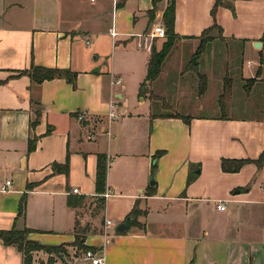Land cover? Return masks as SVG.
<instances>
[{
  "label": "crops",
  "instance_id": "0c3cea01",
  "mask_svg": "<svg viewBox=\"0 0 264 264\" xmlns=\"http://www.w3.org/2000/svg\"><path fill=\"white\" fill-rule=\"evenodd\" d=\"M168 1L157 0L153 19L162 20ZM228 1L234 4L235 14L226 7L218 8L217 22L223 32L215 40L225 45L237 43L241 54L250 56L263 46L264 27L260 28V22L264 0ZM152 4L153 0H0V183L12 181L10 190L0 193V229L28 227L32 230L29 239L43 245H63L66 263L58 258L55 264H91L73 250L76 219L86 230L84 244L102 254L103 264H254L236 251L244 238L225 235L231 231L230 226H223L224 237L210 236L208 230L201 234L195 217L202 216L208 187L217 210L216 200L225 201L224 210L219 211H226V222L237 211L247 210L246 217L255 214V230L262 231L254 206L264 202L260 193V189L264 192V165L258 168L247 163L239 171L224 172L220 160L257 158L264 150V119L245 120L226 112L218 115L217 111L208 115L178 112L190 118L188 124L182 117L151 119L147 102H143L146 112L132 115L122 107L125 102L120 105L118 101L123 98L122 87L117 86L121 79L118 77L120 82L116 83L112 68L97 67L98 56L91 58L106 37L113 49L121 43L126 46L144 41L152 25L147 13ZM177 4H192L193 8L186 17L178 9L175 12L174 29L181 37L198 36L211 24L214 0H177ZM84 35L92 39V46L85 45ZM181 40L192 41L196 47L199 42L198 38ZM255 42H260V47L254 46ZM147 53L146 65L150 50ZM32 64L75 71V87L63 78L31 83L27 74L19 72ZM259 66L260 73L256 74ZM209 68L202 72L208 83L212 76L213 81L222 83L233 69L228 65L219 68L215 63ZM246 68L247 73L242 62L236 68L240 81L255 78L249 93L255 90L259 94L261 89L264 94V64L249 62ZM111 109L116 110L115 119H119L114 130L110 126L115 120L108 115ZM36 110L41 116L31 126ZM78 114L83 115L81 120ZM164 121L174 123L179 143L171 148L173 151L167 144L159 148L164 153L158 159L156 193L150 197L146 194L152 186L148 182L151 144L155 142L151 139L152 127ZM159 134L164 143H169L164 130L156 132L155 137ZM33 137L35 149L28 152V140ZM99 154L107 156L105 188L111 193L106 198L95 192ZM55 163H66L68 170H55ZM189 174H196V178L187 185ZM200 181L209 186L198 188ZM23 193L27 195L25 214L15 221ZM101 197L104 206L97 208L90 220L86 213H78L82 199L94 200L97 207ZM70 198L80 199V205L69 206ZM135 203L146 214L137 218L139 224L116 233V225ZM106 216L117 218L118 223L105 227ZM99 217L97 226L94 222ZM153 223L174 230H155ZM149 225L152 229H147ZM238 226L235 224V229ZM256 240L264 247L262 236ZM47 257V253L35 251L32 264H44ZM0 264H23L22 254L15 246L0 241Z\"/></svg>",
  "mask_w": 264,
  "mask_h": 264
},
{
  "label": "rangeland",
  "instance_id": "374dc122",
  "mask_svg": "<svg viewBox=\"0 0 264 264\" xmlns=\"http://www.w3.org/2000/svg\"><path fill=\"white\" fill-rule=\"evenodd\" d=\"M82 2L87 3L89 2V0H82ZM162 5L164 4H159V6ZM232 5L234 9V4ZM177 9L184 17L188 16L193 10L192 4H177V0H175V12L177 11ZM228 9L232 12L233 15L235 14V11H232L230 8ZM198 12L199 10H196L197 15ZM216 16L217 11L215 13L214 19L211 16L212 22L206 28L210 27L214 22L218 24ZM151 22V27L154 24H161L164 27L162 20L152 19ZM260 24V28L261 26L264 27V11ZM147 32H149V30H147L145 33ZM210 34L216 37L217 34H219V31L217 29H213ZM82 38L84 41L86 39L89 40V44H86L84 42L86 46H92L93 41L89 36L84 35L82 36ZM106 38L107 39L102 42L100 46L98 45V53L93 52L91 54V58H93V55L98 56L96 62L97 67H108V70H111L112 68L115 76L114 79H118V77L121 79L120 85L117 86L122 87L121 92L123 94V98L118 99V101L121 103L120 105L125 102V105H122V107L124 106V108L128 110V113L135 115L138 113L146 112L147 105L143 102H147L149 106L152 107L153 112L161 115L172 114L173 112H180L191 115H208L210 113H213L214 111H217L218 115L226 112L234 116L243 117L245 120H252L255 117L264 119V94L262 90L258 89L259 94H255V90L250 93L247 92L245 87L246 85H249V83H246L243 79L240 81L239 74L236 69L241 62L244 64L245 73H247L246 67L249 62H252L254 64L260 63V65L264 64L263 46L259 49H255L254 52L249 56L241 54L239 48L237 47V43L231 44L230 42H228L229 45H225L224 41L214 39L215 41L212 40L207 45L206 49L203 51L199 58L201 62V71H199L197 67L194 69L193 64L190 63L196 46H194L192 41H182L181 39H177L170 53L166 57L160 76L151 85L152 93H143V95L138 96L139 84L144 80V77L146 75L145 61L146 57H148V53L145 45L148 42V38L144 39V45L141 48L135 47L136 42H132L126 46L121 43L119 44V47L115 49L112 48L110 40H108L109 38ZM165 39L166 34L162 37H156L152 40V44H154L156 50L160 49ZM228 43L226 42V44ZM261 59L262 62H260ZM214 63L219 68L226 67L227 65L233 68L230 73H226V82L222 81L221 83L220 81L219 83V81L217 80L213 81V76L211 77V75L209 74L211 77V82L208 83L207 75L201 73L204 70H210L209 67H211V65H213ZM180 69L182 71L179 73ZM191 69H194V71L197 70V74ZM198 74H203L204 76H206L207 85L209 84L204 93L201 95L198 94V86L200 83L199 77L197 76ZM223 83L228 86V91L225 95H222V92L224 90ZM180 91L181 93L179 94ZM221 95L222 98H220ZM220 104H223L222 110L219 107ZM118 109H120V107L116 108V110ZM127 114H125V116H127ZM116 115L118 114L116 113ZM114 120V123L110 126L112 130L116 128L115 124H118L119 122V119L114 118ZM159 124L160 125L158 126L157 124H153L152 127L151 139L155 140V142L151 144L152 158L158 151L161 152V155L164 153L162 149H159L162 148V145L167 144L168 150L173 151L171 150V148L176 147L179 143V132L176 130L174 123L164 121L163 123ZM105 125H107V122H105ZM187 127L188 126L186 125L185 130L187 129ZM160 130H164L168 134L169 143H164V138L160 134L159 136L155 137L156 132ZM117 140L115 141V143L119 142V139ZM125 143L128 144L129 142ZM104 149L107 153L108 148L105 145ZM160 156H157L158 158L156 161V170L159 166L158 159ZM156 170H154V172H151L150 178L148 180L149 183L151 179H155ZM205 186L209 185L200 181V185L198 186V188L200 187L203 189ZM148 188H153L154 191L152 193H148L146 191V195L150 197L152 195H155L156 185L154 184L152 186H148ZM185 193L186 192L183 191V194ZM260 193L263 194L261 200L263 201L264 192H262V189H260ZM204 197L205 199H207V201L205 202L202 216L201 214H198L200 216H198L197 218L195 217L199 233L202 234L203 230H208L210 232V236L224 237V231L222 229L226 224L227 226H230L232 228L231 231L227 230V234L225 233L227 237L244 238L242 243L238 246L240 247V249L236 248L238 255H243L244 258H246L250 262L253 261L254 264H264V247L261 241L256 240L260 236L264 238V202H258L254 206V213L257 212V218H260L262 223V231L259 232L256 231L253 227L254 225H256L255 214H253V216L246 217L247 210L246 212L242 213L237 211L236 215L233 216L231 220L228 219L229 221L227 220L226 222V211H219L216 209L214 202L211 201V199H213V194L210 191V188H206ZM219 200L224 201L223 199H218L216 201ZM81 203L82 206L78 208V213H86L87 218L90 220V216H94L95 212L98 211L97 207H95L94 205V200L91 201L89 198H85L84 200L82 199ZM152 204L154 203H151V205ZM111 208L112 207L110 206V210ZM167 216L170 217V215L168 214ZM105 219H109L110 221L113 219V222H111L113 227L118 223L116 222L117 218L114 219L111 216H106ZM100 221L101 217L96 219V222L94 223L97 226H100ZM237 223L239 226L238 229H235V224ZM151 226L155 230L159 231H172V229L174 230V227L168 225L163 226L153 223L151 224ZM151 226H147V229H152ZM97 228L95 227V229ZM175 230H179V228H176ZM73 250L75 251V253H79V256L82 254V252H79L78 249H76V247L74 246Z\"/></svg>",
  "mask_w": 264,
  "mask_h": 264
},
{
  "label": "trees",
  "instance_id": "16d2710c",
  "mask_svg": "<svg viewBox=\"0 0 264 264\" xmlns=\"http://www.w3.org/2000/svg\"><path fill=\"white\" fill-rule=\"evenodd\" d=\"M156 2L157 0H153L152 8L147 11L149 15V21H151L154 17L155 9H156ZM219 7H227L230 8L232 11L233 5L232 2L228 0H214V4L210 10V14L212 18H215V13ZM162 21L164 24V30L166 34V39L163 41L160 49L156 50L154 47V44L151 45L150 49V56L147 61L146 65V75L144 77V80L139 84L138 88V96L143 95V93H152L151 92V85L154 81L157 80V78L160 76L164 62L166 60V57L170 53L172 47L175 44V41L177 39L182 38H198L199 42L198 45L193 52L192 58L190 60V63L193 64L194 69L197 67L200 70V56L203 53V51L206 49L207 45L214 40L216 37L210 32L213 29H217L219 31L218 35H221L222 28L214 22L210 27L205 28L202 30L201 34L198 36H180L176 34L174 29V22H175V0H169L166 8L163 10L162 14ZM261 41H263V47H264V33L261 36ZM262 62V59L260 60ZM194 69H191L194 71ZM261 67H258L257 73H260ZM197 71V70H196ZM196 71H194L196 73ZM202 73V72H201ZM19 74H27L31 80V83L33 84H40L44 80H50L53 78H63L65 79L69 84H71L72 87H75V81L77 77V73L75 71H72L68 68H53V67H45V66H39V65H31L29 69L22 70L19 72ZM197 74V73H196ZM200 83L198 86V94L201 95L204 93V91L207 88V81L206 76L203 74H198ZM226 78V77H225ZM224 78L223 82L226 80ZM230 81V80H229ZM246 83H249V85H246V91L249 92L251 90L252 84L255 81V78H248L244 80ZM226 82V81H225ZM224 90L222 92V95H225L228 91V86H226L223 83ZM222 95L220 98H222ZM157 98V97H155ZM34 102V101H33ZM38 103V102H35ZM219 107L223 108V104H220ZM41 116V111L36 110L35 111V117L33 120H31V126H35L39 122V118ZM155 117H182L185 123L190 122V118L187 116H183L179 114L178 112L172 113V114H157L152 111V107L150 106V118L153 119ZM49 130H47L48 132ZM36 144V138L33 137L32 139L28 140V148L27 151L30 152L35 149ZM157 156L161 155V152L158 151L156 153ZM153 156V160L151 163V172L156 170V161L157 156ZM247 163H254L258 168L262 167L264 165V150L258 155L257 158L251 159V158H235V159H226L221 158L220 160V166L222 171L224 172H236L239 171V169L244 166ZM107 156L105 154H99L97 156V165H96V175H95V192L96 194H102L105 191V181H106V172H107ZM53 167L55 170H68V165L65 163L63 166H60L59 164H53ZM196 178V174H189L187 176L186 184H190L194 179ZM30 187V186H29ZM151 190L148 193H152L154 191L153 188H150ZM26 202H27V195L26 193H23L22 196L19 199L18 208H17V214L14 218L16 221L18 217H23L26 210ZM67 204L71 207H76L77 205H80V199H74L71 198L67 200ZM98 209H102L104 206V198H98V202L96 204ZM146 210H141L138 207V203H135L132 210L129 212L127 216H133L134 219L131 221V225L139 224L137 218L140 215H145ZM14 221V223H15ZM32 230L28 227H23L22 229H17L13 225L10 229L2 230L0 229V241L4 245H13L15 246L18 251L22 254L23 257V264H32L33 260V253L35 251H43L48 254V257L46 259V262L44 264H55V260L59 258V255H64L65 250L63 245H43L40 244L37 241L31 240L28 238V234ZM85 227L81 226L79 221L75 220V226H74V236L75 239L72 242V246L76 247L78 251L84 252L87 249H93L90 246H86L84 244L85 241ZM118 233V232H116ZM120 234V233H118ZM75 255H79V253H75Z\"/></svg>",
  "mask_w": 264,
  "mask_h": 264
},
{
  "label": "built area",
  "instance_id": "2783aa9c",
  "mask_svg": "<svg viewBox=\"0 0 264 264\" xmlns=\"http://www.w3.org/2000/svg\"><path fill=\"white\" fill-rule=\"evenodd\" d=\"M111 35L112 36H115L116 35V32L111 30L110 31ZM165 35V30H164V27L163 25L159 24H154L150 29H149V32H147L145 34V37L148 38V42L146 43L145 47H146V50H150L151 49V45H152V40L156 37H162ZM89 43V40L86 39V44ZM144 45V42L143 41H139L136 46L137 47H143ZM120 80L117 79L116 80V83H119ZM108 115H109V118L110 119H114L117 117L116 113L114 110H109L108 112ZM78 119L81 120L83 118V115L82 114H78ZM11 185H12V181L10 179H5L3 182L0 183V193H5L7 191L10 190L11 188ZM73 192L77 193L78 192V189L77 188H74L73 189ZM111 191L108 190V189H105V191L101 194L104 198L108 197L110 195ZM217 208L219 210H224L225 206L223 204V201H217ZM105 227L109 228L111 227V222L109 220L106 221V224H105ZM82 258L84 260H87L89 261L91 264H103V256L100 252H97V251H94L92 249H87L86 251H84L82 253Z\"/></svg>",
  "mask_w": 264,
  "mask_h": 264
},
{
  "label": "water",
  "instance_id": "95a60500",
  "mask_svg": "<svg viewBox=\"0 0 264 264\" xmlns=\"http://www.w3.org/2000/svg\"><path fill=\"white\" fill-rule=\"evenodd\" d=\"M254 46H258L260 47V42H255ZM150 184L153 185L154 184V179L150 180ZM134 219L133 216H127L122 222L118 223L115 227V231L118 233H124L128 230V228L130 227V223L131 221ZM59 258L63 260V257L61 255H59ZM63 262H65L63 260ZM66 263V262H65Z\"/></svg>",
  "mask_w": 264,
  "mask_h": 264
}]
</instances>
